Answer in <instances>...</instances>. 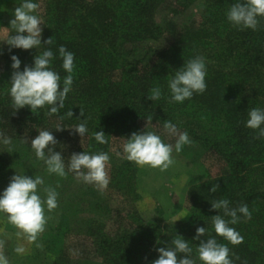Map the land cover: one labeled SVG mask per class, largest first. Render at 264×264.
<instances>
[{
    "label": "trees",
    "instance_id": "trees-1",
    "mask_svg": "<svg viewBox=\"0 0 264 264\" xmlns=\"http://www.w3.org/2000/svg\"><path fill=\"white\" fill-rule=\"evenodd\" d=\"M167 1H172L179 11L199 3V20L182 27L170 23L159 26L155 14ZM22 2L0 0V29L8 30L7 38L14 34L6 19L8 12ZM236 2L43 0L41 48L9 50L7 38L0 43V132L10 135L14 142L32 140L39 131L48 130L57 141L55 152L63 150L65 142L81 139L79 153H107L112 137L130 138L132 133H138L139 122L152 115V123L163 127L165 121L172 122L223 163L219 176L206 175L204 182L188 189L189 217L184 221L160 228L145 223L133 208L124 212L120 223L110 231L105 222L89 220L82 234L90 240L98 264H151L158 258L156 249L166 246L175 235L190 243L192 258H196V228L206 227L215 235L210 218L222 212L212 210L211 203L221 198L233 208L247 204L252 217L245 219L238 213L240 221L230 225L243 237L241 244L233 246L221 237L216 239L228 244L234 264H264V138L254 139L256 131L245 126L248 110L264 108V19H260L255 31L234 27L226 14ZM50 37L53 44L45 45L43 42ZM162 38L169 40L167 48L152 49L150 55L148 50L141 55L127 48L131 43ZM61 45L74 53L75 65L64 107L52 116L48 115L47 105L34 112L28 107L14 109L9 95L13 71L10 57L19 58V70L23 71L25 66H33L37 54L50 47L54 53L51 67L60 75L62 87L67 73L58 53ZM198 55L205 58L206 90L182 103L169 102L168 81L184 63ZM116 71L120 72L118 81L112 78ZM154 87H159L162 95L151 101L148 98ZM70 110L71 118L65 116ZM82 120L87 121L88 128L84 137L72 130ZM58 128L62 130L57 131ZM97 131L108 136L106 144L95 141L93 134ZM8 167L10 163L0 152V173ZM133 171L127 162L111 170L115 184L112 188L120 189L128 203L136 198ZM213 184L219 185L216 193H210ZM106 212L109 216L110 211ZM71 233L61 226L39 238L37 242L43 245L50 264H70L65 248ZM177 255L179 259L184 254ZM237 255L240 260H235ZM6 256L13 264L16 258L12 259L9 251ZM14 263L32 264L29 257ZM197 264H201L198 259Z\"/></svg>",
    "mask_w": 264,
    "mask_h": 264
},
{
    "label": "clouds",
    "instance_id": "clouds-1",
    "mask_svg": "<svg viewBox=\"0 0 264 264\" xmlns=\"http://www.w3.org/2000/svg\"><path fill=\"white\" fill-rule=\"evenodd\" d=\"M40 5L33 0H23L13 12L14 19L10 20V25L14 34H10L6 40L9 50L18 48L23 50L41 48L42 20L37 13ZM227 20L239 30L258 29L260 19H264V0H238L229 6ZM26 33V35H25ZM45 45H52V37L43 42ZM59 57L62 59V68L67 73L63 78L61 87V77L51 67L54 53L50 47L44 49L34 57L33 66H25L20 71L21 61L15 55L10 57L12 63V75L10 79L9 95L14 109L28 107L32 112L50 106L48 115L57 114L64 107L67 94L71 91L73 84L74 53L68 51L63 45L58 48ZM206 63L203 56H195L183 64L175 71L174 76L168 81L170 90V101L182 103L190 99L194 93L202 94L206 88ZM149 100L155 101L161 98V89L154 87L150 90ZM66 117H73L72 110L65 113ZM80 116L83 111L80 110ZM61 120L64 117H60ZM152 115L147 118L146 127L151 125ZM247 128L255 130L254 139L264 138V108L253 107L247 113ZM145 127V128H146ZM62 130L58 128L57 131ZM80 137H84L88 132L87 121L82 120L72 129ZM162 133L170 138H175V144L165 143L161 135L155 131H143V133H132L130 138L123 139L124 158L138 166H150L159 168L161 171L167 170L175 163L173 151L179 153L184 145L192 143L186 131L181 132L179 128L170 121H165ZM94 139L99 144H106L107 137L103 131H97ZM22 142L28 144L26 138ZM0 144L8 146L12 151V140L3 132H0ZM57 141L51 131L41 130L38 135L30 141L31 149L34 151L37 160L43 161L49 174H55L61 178H66L68 173H74L78 181L85 184L94 185L97 190L103 191L109 184L107 167L109 155L106 152L90 154L82 151L73 153L67 160V165L60 152L53 151ZM67 168V170H66ZM44 180L41 176L27 177L15 174L10 178L6 189L0 194V213L5 214L7 221L17 231V239H26L29 244H35L37 248L43 245L38 243V238L45 231V226L51 216L45 215V208L49 213L58 207V193L52 187H43L44 196L38 194V186H43ZM219 191V185L213 184L210 193ZM211 209L221 214L210 218L212 229L215 235H211L206 227L196 228L194 240H199L196 246L197 257L192 258V247L181 236L175 238L166 246L156 249L158 258L151 261V264H197V259L201 264H234L230 258L228 244L233 246L243 242L240 233L230 225H235L240 221V215L245 219H251L247 204L238 207H230L227 199H214ZM238 213L240 215H238ZM230 218V219H226ZM206 237V240L200 239ZM216 237H221L228 244L219 243ZM5 240L0 239V264H10L4 253ZM14 251L23 254L26 249L22 244H18ZM178 253H183V258L178 259ZM235 260L240 257L235 256ZM243 264H247L246 261Z\"/></svg>",
    "mask_w": 264,
    "mask_h": 264
},
{
    "label": "rangeland",
    "instance_id": "rangeland-1",
    "mask_svg": "<svg viewBox=\"0 0 264 264\" xmlns=\"http://www.w3.org/2000/svg\"><path fill=\"white\" fill-rule=\"evenodd\" d=\"M35 3L40 5L35 14L39 15L42 20L44 14L43 0H37ZM18 6L15 5L9 10L6 18L8 22L14 19L13 12ZM180 11L173 5L172 1H167L157 9L155 21L159 26L170 23L182 27L191 21H198L201 8L199 3H194L185 10ZM7 35L8 30L6 28L0 29V43L6 40ZM168 41L167 38L151 39L147 42L131 43L127 45V48L136 50L141 55L148 50V55H150L152 49L167 48ZM112 76L114 81H118L120 72L116 71ZM146 121L139 122L138 133H143L144 130L155 131L161 135L165 143L175 144V138L164 135L161 126L151 122L154 127L151 125L146 127ZM6 136L11 138L8 134ZM123 139L117 136L111 138L107 152L109 155L107 167L109 184L103 191L97 190L94 185L78 181L75 174L71 172L68 173L66 178L49 174L44 162L37 160L34 151L31 149V140H28L29 143L25 144L22 141L14 142L11 138L12 151L8 150V146L0 144L1 155L10 163V167L0 173V194L3 193L10 182V178L16 173L27 177L41 176L44 185L38 186V194L42 198L44 196L42 189L46 186L54 188L58 193V207L51 213L45 208V215L51 216V219L46 224L45 231L41 236L57 231L58 227L61 226L69 228L72 233L66 240L65 249L70 264L99 263V259L93 254L90 240L82 234L83 228L89 220L105 222L106 229L110 231L116 224L120 223L124 212L133 208L145 223H153L160 228L184 221L189 217L186 198L188 189L204 182L206 175L211 178L219 176L223 169V163L215 154L204 151L200 144L193 141L184 145L179 153L173 151L172 155L175 163L167 170L161 171L159 168H152L147 165L141 167L124 158ZM64 144L63 147L65 148L57 152H60L67 165L70 156L73 153H79L77 149L81 145V139H72ZM123 162H127L134 169L132 185H134L136 198L130 200L129 203L122 197L120 189L112 188V185L115 184L111 181V170ZM106 211H110L109 216ZM16 231L8 223L5 214L0 213V239L5 240V255L9 251L12 259L25 260L29 257L32 264H50L51 260L42 248H37L34 243L29 244L26 239H17ZM18 244L25 247L26 251L23 254H17L14 251ZM14 261H12L13 264H15Z\"/></svg>",
    "mask_w": 264,
    "mask_h": 264
}]
</instances>
